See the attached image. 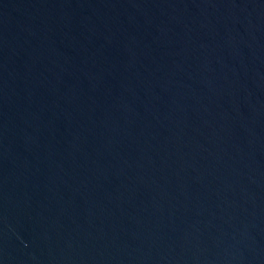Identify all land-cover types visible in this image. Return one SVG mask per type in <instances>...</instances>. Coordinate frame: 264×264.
<instances>
[{"label":"water","instance_id":"obj_1","mask_svg":"<svg viewBox=\"0 0 264 264\" xmlns=\"http://www.w3.org/2000/svg\"><path fill=\"white\" fill-rule=\"evenodd\" d=\"M0 264H264V0H0Z\"/></svg>","mask_w":264,"mask_h":264}]
</instances>
